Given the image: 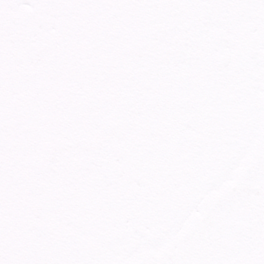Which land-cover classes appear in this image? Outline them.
<instances>
[{
  "label": "snow or ice",
  "instance_id": "1",
  "mask_svg": "<svg viewBox=\"0 0 264 264\" xmlns=\"http://www.w3.org/2000/svg\"><path fill=\"white\" fill-rule=\"evenodd\" d=\"M0 264H264V0H0Z\"/></svg>",
  "mask_w": 264,
  "mask_h": 264
}]
</instances>
